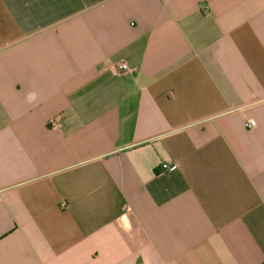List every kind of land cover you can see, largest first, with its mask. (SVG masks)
Here are the masks:
<instances>
[{"label":"crops","instance_id":"obj_1","mask_svg":"<svg viewBox=\"0 0 264 264\" xmlns=\"http://www.w3.org/2000/svg\"><path fill=\"white\" fill-rule=\"evenodd\" d=\"M0 264H264V0H0Z\"/></svg>","mask_w":264,"mask_h":264},{"label":"built area","instance_id":"obj_2","mask_svg":"<svg viewBox=\"0 0 264 264\" xmlns=\"http://www.w3.org/2000/svg\"><path fill=\"white\" fill-rule=\"evenodd\" d=\"M118 68H119L121 71H128V70H129V66H128V64H127L126 62H121V63L118 65ZM51 125H53V126H58V122H57V120H53V121L51 122ZM245 126H246V127H254V126H256V122L253 121V120H251V121L247 122V123L245 124ZM162 168H163L164 171H166V170H173V169L176 168V166H175L174 164H164V165L162 166Z\"/></svg>","mask_w":264,"mask_h":264}]
</instances>
